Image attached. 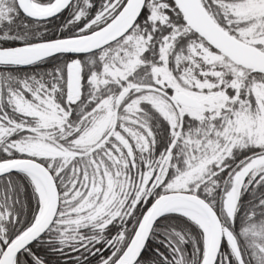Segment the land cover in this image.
<instances>
[{
	"label": "snow or ice",
	"instance_id": "6c2138e0",
	"mask_svg": "<svg viewBox=\"0 0 264 264\" xmlns=\"http://www.w3.org/2000/svg\"><path fill=\"white\" fill-rule=\"evenodd\" d=\"M0 264H264V0H0Z\"/></svg>",
	"mask_w": 264,
	"mask_h": 264
},
{
	"label": "trees",
	"instance_id": "16d2710c",
	"mask_svg": "<svg viewBox=\"0 0 264 264\" xmlns=\"http://www.w3.org/2000/svg\"><path fill=\"white\" fill-rule=\"evenodd\" d=\"M66 15V14H65ZM60 23V21H54V24H59Z\"/></svg>",
	"mask_w": 264,
	"mask_h": 264
}]
</instances>
